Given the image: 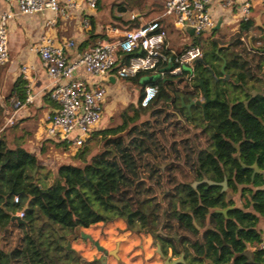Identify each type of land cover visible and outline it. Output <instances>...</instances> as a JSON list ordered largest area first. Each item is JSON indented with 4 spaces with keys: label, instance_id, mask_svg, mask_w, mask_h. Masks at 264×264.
<instances>
[{
    "label": "trees",
    "instance_id": "obj_1",
    "mask_svg": "<svg viewBox=\"0 0 264 264\" xmlns=\"http://www.w3.org/2000/svg\"><path fill=\"white\" fill-rule=\"evenodd\" d=\"M108 2L99 1L93 12L109 9L112 24L127 30L148 16L143 12L147 6L163 11L166 0H122L121 13L127 6L139 9L133 19L115 17ZM89 20L87 42L93 47L108 38L104 27L97 29L94 16ZM253 29V19L242 21L221 54L216 53L219 41H211V50L204 51L191 76L184 72L160 78L140 72L125 79L141 88L156 85V98L142 107L139 94L138 104L130 106L132 116L125 114L121 125L92 137L102 136L101 150L90 155L85 145L74 155L77 163L59 166L51 183L47 174L43 179L33 175L40 168L36 156L20 146L9 148L0 137V264H83L67 248L69 237L76 228L117 218L147 230L164 254L169 247L175 257L183 253L186 264H203L205 259L213 264H264V251L258 249L263 233L257 229L264 217V96L243 104L249 99L245 90L263 86L258 74L264 75V53L253 51L244 39ZM197 41L194 37L193 43ZM184 48L180 53L188 46ZM221 57L228 79L215 81L222 76ZM169 65L166 70L177 67L174 56ZM202 88L212 100L205 106L207 119L198 106L191 107L193 117H188L179 99H194ZM16 99L24 100L20 80L4 101L10 111ZM144 115L148 119L141 121ZM195 118L201 125L192 128ZM3 119L0 102V127ZM207 122L219 123L218 133ZM204 179H226L227 189L243 204L227 200L219 185L200 183ZM195 182L199 184L193 187ZM228 207L232 209L226 216L215 211ZM20 210L23 218L12 221ZM249 248L252 261L244 255Z\"/></svg>",
    "mask_w": 264,
    "mask_h": 264
},
{
    "label": "crops",
    "instance_id": "obj_2",
    "mask_svg": "<svg viewBox=\"0 0 264 264\" xmlns=\"http://www.w3.org/2000/svg\"><path fill=\"white\" fill-rule=\"evenodd\" d=\"M244 1L245 0H211L209 12L214 21L213 30L219 31V36L229 38L233 37V35L239 31V26L242 22L240 7ZM7 9L8 7L4 0H0V13ZM11 9L12 11H16L14 5ZM162 12L163 11H161L158 16H160ZM106 14H109V9L101 10L98 13L89 11L80 14L79 12H75L69 20L64 21L62 18H57L55 24L51 27L46 26L47 20L51 17L49 12L35 14L15 13L14 17L10 19L8 25L9 59L5 65L0 66V102L4 107V119L0 127V137L6 141L9 148L20 146L30 154L36 156L38 162H41L42 166L51 167V170H53L57 159L46 158L48 160H42V155L45 149L44 146L48 144V139L52 140L44 136L46 119L58 110V106L49 96L50 89L54 85L53 80L43 69L39 55L34 48L40 43L44 35L51 36L55 40L56 45L62 47L66 42L73 41L75 42V48L73 50L66 49L65 51L67 57L71 59L75 52L86 51L92 47L90 45L91 41L87 42L88 34L86 30L81 29V19H90L91 16H94L97 22V29H100L98 27H102L103 24H101V21ZM255 18H259L262 28L258 27V29L263 33L264 3L254 2L250 10L249 19L254 20ZM162 24L167 30L166 52L170 57L174 54H179L182 49L188 46L190 41L193 40V37L190 36L187 31L177 29L173 25L172 19L164 18L162 19ZM217 25H219V28L216 29L215 27ZM183 33H186L187 37L184 38L182 36ZM106 37L108 38L107 34ZM99 41L101 40H98L97 43ZM222 59L224 58L221 57V61ZM24 65L29 67L28 81L23 80L20 76V69ZM258 77L263 81L261 89L264 90L263 73H259ZM74 79L92 82L96 78L86 74L80 69L75 73ZM227 79L228 75L222 73V76L216 77L215 81H226ZM19 80L22 81L24 98L26 95L24 85L29 83V93L32 95L33 99L32 102L25 104L16 111H10L4 101L11 96L13 87ZM143 91L140 86L132 84L131 81L112 77L111 81L107 84L108 96L106 108L100 123L111 118L113 111L120 105V102L125 105L130 104V106H136V104H138L139 94H143ZM201 93L203 94L202 91H199V94L194 100L187 98V100L184 101L185 99L182 96L180 97V107L184 110L185 114L189 115L190 109L188 110V108L195 106L191 105L192 101L202 100ZM186 105L188 106L186 107ZM12 114L14 115L13 123L6 125L7 119ZM178 119L181 118L179 117ZM190 123L193 124L192 121H190ZM96 128V132L105 130V128L100 127V125H97ZM65 147L68 148L66 145ZM51 149L52 148H50V150ZM39 171L40 169L34 170L33 175H38ZM48 181H50V179H48ZM17 213L18 212H16V214ZM192 222L195 229L201 232L197 223L194 220ZM257 229L262 231V237H264V217L260 218ZM68 243L70 248L79 254L83 264H164L157 250V246H159L164 254L159 241H156L144 228L136 225L129 227L126 220L121 218L107 223L99 222L87 228L79 227L78 231L69 237ZM164 255L171 260H175L183 256V253L175 257L172 254V249L169 247L167 248V253ZM244 255L247 257L248 261H252L253 249H247Z\"/></svg>",
    "mask_w": 264,
    "mask_h": 264
},
{
    "label": "built area",
    "instance_id": "obj_3",
    "mask_svg": "<svg viewBox=\"0 0 264 264\" xmlns=\"http://www.w3.org/2000/svg\"><path fill=\"white\" fill-rule=\"evenodd\" d=\"M99 1L101 0H4L8 9L0 13V66L5 65L9 59L8 25L15 13L49 12L51 17L46 26L51 27L57 18L66 21L75 12H93ZM254 2L264 3V0H245L240 7L241 21L249 20ZM210 3L211 0H166L160 16L150 21L142 20L138 27L127 30L107 26L105 31L108 40H101L86 51L75 52L71 59L65 51L73 50L75 42L68 41L62 47L56 45L51 36L44 35L34 49L46 74L53 80L54 85L49 96L58 106V110L46 119L45 127L49 138L71 150L78 151L84 147L92 139L103 117L108 96L107 84L112 77L128 79L140 72H150L160 78L167 74L179 76L184 73L183 65H194L197 60L202 59L201 47H193L183 53L174 54L177 67L166 70L170 68L169 63L173 56L166 54L167 30L162 24V19L170 18L177 29H192V37H199L214 27L209 12ZM13 5L16 11H12ZM135 16L131 14L130 19ZM80 26L82 30L89 29L90 20L81 19ZM165 62L168 64L163 66ZM80 69L96 79L92 82L74 79L75 73ZM28 72L29 67H21L20 76L23 80H29ZM24 88V101L16 100L14 111L32 102L29 83L25 84ZM157 93L156 85L144 87L141 106H148ZM13 116L12 114L7 119L6 125L13 123ZM13 202L18 203L17 196L13 198ZM16 216L23 218V211H18ZM258 249L264 251V237L259 242Z\"/></svg>",
    "mask_w": 264,
    "mask_h": 264
},
{
    "label": "rangeland",
    "instance_id": "obj_4",
    "mask_svg": "<svg viewBox=\"0 0 264 264\" xmlns=\"http://www.w3.org/2000/svg\"><path fill=\"white\" fill-rule=\"evenodd\" d=\"M121 1L122 0H109V2H108L109 4L110 3L113 4L111 10H112L113 14L115 15V17H121L123 19H128V18H130L131 14L136 15L138 13L139 9H133V7H129V6H127V11L125 13H121L119 11V8H118L119 3H121ZM143 12L149 13L148 16H146V18L143 19L144 21H150L152 19H155V17H157L160 14V13H158L160 11L150 9L149 6H147L143 10ZM112 22H114V20L111 21L110 15L106 14V16L102 19L101 24H103L102 27H104V28L106 26L116 27L112 24ZM262 34L263 33H261V31L258 29V27L255 26V29H253L251 31L250 35H248V37H250V36L252 37V44L254 46H256V47H262L263 46L262 39L260 38ZM182 36L184 38L187 37L186 33H183ZM217 36H219V31H212V29H208L205 33H203L201 36L198 37L197 43H193V40L192 41L188 40V41H190V44H188V49L193 48V47H201V49L204 53V51H210L211 50V41L218 40L220 45L217 47L216 52H220V54H221L222 50L229 47L228 45L233 40V37L235 35H233V37H229V38L228 37H221V36L216 38ZM248 37H244V39L248 40ZM184 50H185V48H184ZM217 63L219 64V61ZM193 68H194L193 64L183 65V70L186 73V75H192V69ZM143 89H144V87H142V91H143ZM125 114L132 116L133 111L131 110L130 104L125 105L124 103L120 102V105H118V107H116V109L113 111L111 118L102 122V123L99 122L98 126L100 125V127L105 128V129L115 128V127H117L123 123ZM147 119H148L147 115H144L141 117V121H146ZM197 123L200 124V122H197ZM96 133H99V132H95L94 135ZM44 136H45V138L49 137L47 135V132H46V127L44 130ZM48 140H49L47 142L48 144L44 146L45 149L43 148L44 153L42 155L43 156L42 160H45L46 158L57 159V160L55 162L53 170H51V167L42 166L41 162H40L39 163L40 171L38 172L37 176H39L43 179L44 175L47 174L49 179H50L49 183H51L54 180L53 179L54 173L59 166H61L63 164H68V163L75 164V162L77 163V161H75L74 156H73L74 154H76L75 150H70L68 148L66 149L64 144H58L54 140H50V139H48ZM102 142H103L102 136L98 134L97 136L92 138L88 143H86V146L90 149V152H89L90 155L95 154L101 150ZM50 148H52V149L50 150ZM46 160H48V159H46ZM227 191H230V190L226 189L225 192H227ZM231 199L234 200V203L236 206H241L243 204L242 199H240L239 195L234 196V194H233V197Z\"/></svg>",
    "mask_w": 264,
    "mask_h": 264
},
{
    "label": "water",
    "instance_id": "obj_5",
    "mask_svg": "<svg viewBox=\"0 0 264 264\" xmlns=\"http://www.w3.org/2000/svg\"><path fill=\"white\" fill-rule=\"evenodd\" d=\"M254 20H255V26H256V27H260V28H262V25H261V23H260V21H259V18H255ZM218 26H219V25H217L215 28H216V29L219 28ZM187 33H188L190 36H193V35H194V31H193L192 29H188V30H187ZM260 38H261L262 41H263V46H262V47H256V46H254V45L252 44V37H251V36L248 37V43H249V45H250V47H251V49H252L253 51H255V52H259V53H264V31H263V34L261 35ZM197 62H202V59L197 60ZM225 66H226V61H225V59H222V65H221L220 71H221V73H223V74L225 73V70H224ZM200 86L202 87V83H200ZM202 90H203V98H204V100L192 101V102H191V105L199 106V107L202 109V112H203L204 118L207 119L206 116H205V106H206V104H208L209 102H212V100H210V99H208V98L206 97L203 88H202ZM246 93L249 95V99L246 100V101H244L243 104H244L245 106L248 105L249 101H250L253 97H255V96H257V95H262V96H264V90H263V89H261L260 91L246 90ZM214 100H216V99H214ZM136 105H137V104H136ZM260 122H262V121H260ZM218 127H219V123H218L217 125L214 126V128H215V130H216L217 133H218ZM200 183H207L208 185H219V186H221V188H222V189H221L222 192L226 191V189H227V180H226V179H225L223 182H221V183H214V182H211V181H208V180L204 179V180L201 181ZM198 184H199V182H195V183L193 184V187H196ZM232 197H233V193H232L231 191H227V192H226V199H227V200H230ZM160 199H162V195H160ZM230 209H232V208H231V207H228V208H226V209H224V210H215V211H216V212H220V213H222L224 216H226L228 210H230ZM11 220H12V221H15V220H16V221H19L20 219H19L16 215H14V216L11 217ZM77 231H78V228L75 229V232H77ZM67 248H70L69 243H68V245H67ZM157 250H158V253H159L161 259L164 261V264H179V263H180V264H184L183 256H180L178 259L171 260L169 257H167L166 255H164V254L162 253V251H161V249H160L159 246H157ZM203 264H213V263H212L210 260L205 259Z\"/></svg>",
    "mask_w": 264,
    "mask_h": 264
},
{
    "label": "flooded vegetation",
    "instance_id": "obj_6",
    "mask_svg": "<svg viewBox=\"0 0 264 264\" xmlns=\"http://www.w3.org/2000/svg\"><path fill=\"white\" fill-rule=\"evenodd\" d=\"M220 45V44H219ZM216 53H218V52H216ZM202 100H204V98H203V96H202V98H201ZM194 100V99H193ZM188 105H186V107H187ZM199 107V106H198ZM190 109V112H189V115L187 114V116L188 117H193V112H192V110H191V107H189L188 108V110ZM197 122H200V120L198 119V118H195V122H193V124H191L190 123V125L193 127V126H197V125H201V122H200V124H198ZM209 128H211V129H213V130H215V128H214V126L215 125H217V124H212V123H209V122H207V123H205ZM215 132H216V130H215ZM184 264H186L185 262H184Z\"/></svg>",
    "mask_w": 264,
    "mask_h": 264
}]
</instances>
